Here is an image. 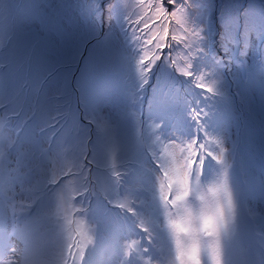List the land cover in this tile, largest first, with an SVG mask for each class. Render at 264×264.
Instances as JSON below:
<instances>
[{
    "label": "rangeland",
    "instance_id": "374dc122",
    "mask_svg": "<svg viewBox=\"0 0 264 264\" xmlns=\"http://www.w3.org/2000/svg\"><path fill=\"white\" fill-rule=\"evenodd\" d=\"M239 1L241 5L237 18L239 25H243L244 13L249 9L250 2ZM109 2L110 0H105L106 4ZM158 2L160 4L161 0ZM163 3L171 10L167 0H163ZM151 4L156 5L154 2ZM225 5L226 0H215L214 6H209V13L214 19H218L222 14L225 15ZM28 6L34 8L33 13L26 14ZM0 10L5 11L0 16V60L3 61V70L0 71V93L3 94L5 105V109L0 111V141L5 145L7 161L4 167L0 168V191L4 193L3 204L0 206V243L8 242L10 233L16 229L29 235L37 250L52 253L50 243L55 239L58 225L50 217L59 201L55 199V194L47 191L45 184L54 175L58 183L49 186L57 188L58 191L69 192V202L64 205V212L72 221L70 227L74 234L78 229L82 234L90 235L92 238V243L84 248L83 264H96L98 257L109 255L112 258L116 256L113 260L121 264L123 236L127 237L126 244L132 242L142 244L149 250L150 255H162L159 259L164 264L166 262L170 264L171 258L163 255L162 246L151 244L152 248H148L145 239L139 237L140 232L143 237L145 234L137 227V221L153 214L152 208L149 207L152 194L147 190L146 184L155 168L152 153L158 147H162L155 143L154 133L158 134L159 131L157 126L161 121H165V132L173 128L178 129L177 135L179 131H191L184 116L188 106L185 101L187 100L189 104L195 103L199 97L184 84L187 78L177 75L180 71L187 70V61L184 59L186 54L181 51L173 53L166 62L157 61V66L153 68V79H149L142 91L134 86L131 66L125 65L121 60V56L126 58L127 53L121 51L106 59L114 64V67L110 70L102 69L101 79L113 80L119 66L125 68L124 74L120 82L110 90L95 94V87L89 89L87 99L95 106L100 117L104 141L112 147L108 152L103 148L98 151L97 161L100 167L96 170L94 165L93 171L88 173L93 186L92 195L88 196L87 203H81L82 197L78 190L82 181L78 177L69 180L61 171V167L71 161L78 150L74 129H77L79 124L69 120L62 132L49 129L47 124L52 116H59L61 112L69 114L66 107L69 101L74 109L82 111L84 107L79 89L82 83L80 77L85 67L83 58L72 74L66 73L57 63L66 48L67 34L71 32L74 22L82 20L78 0H2ZM168 19L171 20L170 17ZM174 26V21L168 25L171 35H176L173 31ZM109 27L118 31L115 21H109L105 12L103 31L107 32ZM121 37L123 38V34ZM126 47L129 53L133 51L131 45L126 44ZM216 47L218 48V44ZM164 51L168 52V49ZM259 53L261 47L253 35L246 55L221 65L219 69H214L218 73V84L221 85L220 94L216 95L215 99L222 103L219 110H214L207 104L211 99L205 102L207 105L205 110L209 112L211 128L214 130L210 137L212 141H216V133L222 135L225 145H230L233 135L240 136L241 130L233 134L226 128L222 132L226 124L236 128L232 116V101L237 97L245 110L257 118L260 113L264 122V74L257 75L258 86L253 85L251 80L244 82V75L258 67ZM172 59L176 60L174 70L167 66ZM167 68L170 70H166ZM209 86L216 87L212 84ZM42 128L44 131H41ZM95 130L94 124L93 135ZM17 141L20 147L12 154L11 157L14 159L11 161L7 157L8 145ZM250 141L254 143L251 146L254 153L256 139L251 137ZM228 153L229 150L226 154ZM245 155L248 160L247 150ZM259 155L264 172V158L262 159L264 156L262 153ZM228 158L233 160L234 155H229ZM241 158L247 162L243 156ZM49 160L52 162L51 165L45 167ZM9 163L14 169L13 176L18 178L14 184L13 176L9 175ZM247 163L259 166L258 158L252 163ZM117 171L121 176L118 183H114L116 178L113 173ZM238 172L234 173V177L238 181L239 196L244 197L246 184L241 185L240 182L244 172L241 176ZM232 174V171H229L228 176ZM9 188L12 189L14 197L11 201L8 196ZM246 193L252 202L258 203L259 200L264 202V184L260 175L249 182ZM109 200L134 207L138 215L133 216L131 213L113 208ZM10 207L13 208L12 215ZM82 209H87L85 215H81ZM237 209L238 212L242 211L240 205ZM241 222L237 216L236 231L240 228ZM10 223L15 224V228H10ZM60 223L63 224V220ZM251 223L249 233L242 232L243 238L234 236L229 246L231 264L232 249L235 251L241 249L244 244L248 245V250L243 249V252L237 250L236 254L233 253V258H238L241 264L249 258L250 264H264L260 253L261 247L264 249V239L255 245L253 242L257 240L256 229L261 228L263 224L262 214H253ZM126 225H132L134 228L130 234L123 233ZM150 227L155 231L159 230L158 224ZM155 233L152 232L153 235ZM119 235L121 236L115 242L114 238ZM207 239L211 240L209 237ZM110 240L115 242V252L106 245ZM11 242L17 243L14 236ZM141 259L143 264H148L152 260L151 256H143ZM204 259L207 264H212L206 256Z\"/></svg>",
    "mask_w": 264,
    "mask_h": 264
},
{
    "label": "snow or ice",
    "instance_id": "6c2138e0",
    "mask_svg": "<svg viewBox=\"0 0 264 264\" xmlns=\"http://www.w3.org/2000/svg\"><path fill=\"white\" fill-rule=\"evenodd\" d=\"M167 3L171 5V10L164 7L163 0L155 9L151 3L144 4V0H140L137 7L142 11L129 15L123 0H110L107 4L105 0H78L82 20L74 22L71 32L67 34L66 48L57 63L66 73L72 74L83 58L85 67L79 89L84 107L82 111L74 109L69 101L66 104L69 114L61 112L59 116H52L47 124L49 129L61 132L69 120L79 124L74 129L78 150L72 160L61 167V171L69 180L78 177L82 181L78 194L82 197L81 203H87L93 187L88 173L93 171L94 165L96 170L100 167L98 151L103 148L108 152L112 147L104 141L100 117L95 106L87 99L89 80L99 73L106 59L123 51L127 53L126 64L132 68L134 86L142 91L149 79H153V68L157 66V61L166 62L173 53L184 52L187 70L177 75L187 78L184 84L199 97L195 103L185 101L188 106L184 116L191 131H179L177 135L178 129L173 128L165 132V121L157 126L159 131L158 134L154 133L155 143L162 147L152 153L155 168L146 184L152 194L149 207L153 214L138 219L137 227L145 234L144 238L150 245L156 239L151 225L158 224L160 232L167 233L175 246L170 264H207L205 256L212 264H231L228 249L236 234L237 205L239 203L242 207V202L238 188L234 193L228 184L230 165L225 159L227 149L222 146V141L210 139L214 130L211 128L209 112L205 110V102L220 94L221 85L218 84V73L214 69L246 55L253 35L264 56V9L257 17L250 5L244 13V24L239 25L237 19L230 15L222 14L214 19L204 0H167ZM105 12L109 21H115L118 31L112 27L107 32L103 31ZM158 16L162 19H158ZM172 21L179 26V29L174 26L173 31L179 30L182 35L170 34L168 25ZM126 44L131 45V53ZM166 48L168 52L164 51ZM175 65L174 59L167 63L173 70ZM2 70L3 61L0 60ZM4 109L3 94L0 93V111ZM94 124L95 135L92 131ZM4 147L3 141H0V168L7 162ZM19 147L18 141L8 145L9 160ZM51 163L49 160L45 167ZM8 170L9 175L13 176L14 169L10 163ZM212 173H215V181L210 188H205L202 177L208 178ZM113 176L116 178L114 183H118L121 173L114 172ZM16 179L13 176V184ZM57 183L53 175L45 184L47 191L55 194V199L59 201L50 217L58 225L55 239L50 243L52 253L37 250L29 235L13 229L9 242L0 243V264H83L84 248L92 243V238L78 229L74 234L70 227L72 221L64 212V205L69 202V192L49 186ZM3 195L0 191V203ZM8 196L10 201L14 198L11 188L8 189ZM108 202L113 208L138 215L134 207L125 203ZM86 212L87 209H82L81 215ZM13 236L17 243L11 242ZM77 236L83 238L77 239ZM208 237L212 239L208 240ZM149 255V250L142 244L132 242L122 245L120 261L121 264H143L141 258Z\"/></svg>",
    "mask_w": 264,
    "mask_h": 264
},
{
    "label": "bare ground",
    "instance_id": "6f19581e",
    "mask_svg": "<svg viewBox=\"0 0 264 264\" xmlns=\"http://www.w3.org/2000/svg\"><path fill=\"white\" fill-rule=\"evenodd\" d=\"M158 1L159 0H144V4H149V3L154 2V3H156V5L153 6V8L155 9V7L160 5ZM249 2H250V5L252 6L251 11L258 17L261 9H264L263 0H249ZM123 3H124L126 10L129 13V15H131L133 12L139 13L142 11V9L137 7V5L140 3V0H123ZM204 3L213 7L215 4V0H204ZM240 5L241 4H240L239 0H226L225 15L233 16L238 21L237 14H238V11L240 9ZM250 5H249V7H250ZM33 12H34V8L32 6H28V8L26 9V14H31ZM0 13L3 14V13H5V11L0 10ZM133 18H135V17H133ZM159 18L160 17L158 16V19ZM8 24H9V22L6 23L7 26H8ZM175 27H176V29H179L178 25H175ZM174 32L177 36L182 35V32H180L179 30L174 31ZM150 54L151 53L149 52V55ZM121 60L125 65H127L124 57L121 56ZM112 67H114V64H111L110 61L106 60L102 69L109 68V70H110ZM102 69L99 71V73L94 75L88 82V89H93L95 87V91H94L95 94L100 93L103 90L112 89L117 83L120 82V80H121L120 78L123 76L124 71H125V68L123 66L117 67L116 75L113 76V80H111L110 78H104V79L100 78ZM166 70H170V69L167 68ZM98 157H105V156L104 155H98Z\"/></svg>",
    "mask_w": 264,
    "mask_h": 264
},
{
    "label": "trees",
    "instance_id": "16d2710c",
    "mask_svg": "<svg viewBox=\"0 0 264 264\" xmlns=\"http://www.w3.org/2000/svg\"><path fill=\"white\" fill-rule=\"evenodd\" d=\"M165 7V6H164Z\"/></svg>",
    "mask_w": 264,
    "mask_h": 264
}]
</instances>
